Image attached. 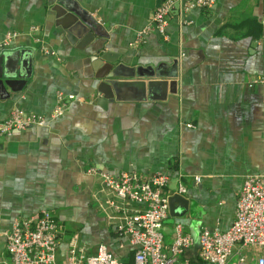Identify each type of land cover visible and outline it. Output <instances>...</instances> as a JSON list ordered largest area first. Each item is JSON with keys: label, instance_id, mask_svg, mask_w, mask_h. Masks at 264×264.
<instances>
[{"label": "crops", "instance_id": "1", "mask_svg": "<svg viewBox=\"0 0 264 264\" xmlns=\"http://www.w3.org/2000/svg\"><path fill=\"white\" fill-rule=\"evenodd\" d=\"M163 2L0 0V44L16 34L0 50L29 58L21 77L0 86V121L15 110L50 118L60 93L75 96L46 127L0 137V264L10 262L14 224L43 211L61 226L58 264L99 246L134 263V247L110 218L107 201L118 199L90 168L169 177L167 194L181 197L163 224L164 250L179 224L195 242L181 262L203 264V229L233 226L246 178L264 173V0L176 11L168 40L153 29L139 41ZM107 72L122 85L112 99L99 90ZM71 222L91 232L64 236Z\"/></svg>", "mask_w": 264, "mask_h": 264}, {"label": "built area", "instance_id": "2", "mask_svg": "<svg viewBox=\"0 0 264 264\" xmlns=\"http://www.w3.org/2000/svg\"><path fill=\"white\" fill-rule=\"evenodd\" d=\"M216 2L164 0L153 14L149 27L138 33V40L142 41L153 29L168 40V21L174 12L210 9ZM15 36V33H9L0 47H7ZM74 99L73 95L60 93L57 107L50 118L13 111L0 121V137L9 136L14 131L46 127L50 120L61 117L68 102ZM88 173L100 177L102 186L118 199L117 202L107 201V206L114 211L110 218L116 224V231L128 237L135 249L133 264H191L177 258L195 244L189 235L183 234L181 224L176 226V238L170 247V254L164 250L162 228L170 213V197L166 192L168 176H142L129 172L114 175L95 168H90ZM185 192L186 189L181 185L178 193ZM60 229L59 222L49 211H43L37 218L16 222L7 234L10 262L5 264H58ZM198 245L199 259L203 264H264V173L246 178L237 201L233 226L226 231L203 229ZM72 260V264H124L105 246H99L94 256H73Z\"/></svg>", "mask_w": 264, "mask_h": 264}, {"label": "water", "instance_id": "3", "mask_svg": "<svg viewBox=\"0 0 264 264\" xmlns=\"http://www.w3.org/2000/svg\"><path fill=\"white\" fill-rule=\"evenodd\" d=\"M29 58L24 51H14L8 48L0 50V86H8L10 82L14 81L16 77H21L22 66L28 63ZM112 69V66L109 65ZM107 67V69L109 68ZM109 68V69H110ZM98 76V79H102L103 82L99 85V90L105 95V98H114V92L117 86H122L121 83H113L111 81L105 80L107 74ZM114 72V75H117ZM112 74V76H114ZM130 85V83L128 84ZM139 84H136L138 86ZM162 85V84H161ZM143 86V85H139ZM181 196L175 195L169 198L170 213L172 214V204L179 199Z\"/></svg>", "mask_w": 264, "mask_h": 264}, {"label": "rangeland", "instance_id": "4", "mask_svg": "<svg viewBox=\"0 0 264 264\" xmlns=\"http://www.w3.org/2000/svg\"><path fill=\"white\" fill-rule=\"evenodd\" d=\"M91 224H81V223H68L66 225V231L64 236L67 234V236L73 235V233L79 232L81 234H84V232H91ZM81 239V235L79 237Z\"/></svg>", "mask_w": 264, "mask_h": 264}]
</instances>
